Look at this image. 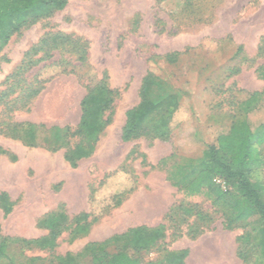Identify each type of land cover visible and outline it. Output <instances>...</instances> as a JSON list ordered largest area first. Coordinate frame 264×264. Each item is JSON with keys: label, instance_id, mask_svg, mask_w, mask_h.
<instances>
[{"label": "rangeland", "instance_id": "1", "mask_svg": "<svg viewBox=\"0 0 264 264\" xmlns=\"http://www.w3.org/2000/svg\"><path fill=\"white\" fill-rule=\"evenodd\" d=\"M66 2L63 11L13 36L0 54V148L7 152L0 156V193L12 205L6 215L0 209V238L46 237L45 221L62 213L67 229L53 249L14 248L24 264H100L103 252L114 253L124 243L111 238L140 226H163V239L149 251L128 250L139 264H161L164 251L180 250L188 251L184 264H264L262 225L251 211L240 217L238 208L245 205L229 185L216 183L228 191L221 200L204 189L186 197L172 185L189 181L208 147L233 124L247 122L254 139L264 129V95L251 98L264 92L257 72L264 67V50L259 55L264 0H224L213 11L209 0L193 9L184 0ZM194 17L203 22L192 24ZM56 35L86 45L93 74L98 79L106 72L109 87L120 93L95 152L75 168L63 160L62 150L29 148L6 134L14 124L76 126L86 85L78 77L87 70L75 49L51 50L49 58L40 53L33 68L15 76L24 54L43 37ZM237 46L249 63L232 62ZM170 53L179 54L173 64L164 59ZM149 70L157 79L153 96L173 95L180 103L170 138L124 143L125 112L138 104ZM38 75L47 80L25 103ZM257 149L264 158V145ZM250 179L264 189V166ZM131 181L133 192L111 209L112 198ZM260 196L264 201V190ZM184 209L192 215H184ZM81 213L97 221L72 239L68 224Z\"/></svg>", "mask_w": 264, "mask_h": 264}, {"label": "trees", "instance_id": "2", "mask_svg": "<svg viewBox=\"0 0 264 264\" xmlns=\"http://www.w3.org/2000/svg\"><path fill=\"white\" fill-rule=\"evenodd\" d=\"M161 0H159L160 2ZM186 8H199L203 0H184ZM224 0H209L211 11L216 9ZM66 0H0V54L8 45L11 38L22 31L34 26L40 21L50 18L66 7ZM200 17H194L192 24L202 23ZM259 55L264 50V42L261 41ZM71 46L78 54V61L86 69V73L78 77L79 81H85V94L79 103L80 117L76 126L50 127L33 124H14L12 128L7 126L12 138L20 141L29 148H43L49 152L63 151V160L71 167L84 159H88L95 152L101 135L112 123L114 103L119 97V92L109 87L108 76L103 72L100 78L93 74L86 63V45L68 36L43 37L36 46L27 51L20 63L15 76L22 75L26 70L35 66L33 58L40 53L47 58L51 50H60ZM179 54L170 53L164 59L173 64ZM232 62L240 61L249 63L250 60L243 54L241 46H237L231 57ZM40 59H38V62ZM56 68L61 67L53 63ZM235 69L233 74L237 73ZM259 77L264 81V67L257 69ZM46 78L38 75L35 77V88L24 97L25 103L36 98ZM157 79L149 70L141 81L138 91V104L125 112V120L121 129V141L128 143L140 138L149 141H167L172 132L173 118L180 108V103L173 95L155 98L153 89ZM262 93H254L251 98L263 96ZM74 144H71V141ZM264 145V129L257 139L247 122L233 124L226 134L217 136L213 145L209 146L204 154V159L191 179L184 183H173L175 187L182 188L186 197L196 196L204 189L216 200L224 198L228 191L216 184L221 181L230 186L240 197L245 206L238 208L240 217L254 213L262 225V241L260 243L264 253V201L261 199L262 190L250 179L251 174L264 166V158L258 152L257 146ZM0 156H7V152L0 148ZM125 172V171H123ZM124 174H127L126 172ZM130 181V180H129ZM122 193L115 195L111 209L118 207L134 190V183ZM11 203L5 193H0V209L6 215L10 213ZM190 209H184L183 214L192 215ZM97 219L89 220V215L81 213L74 217L68 224L72 239L85 235ZM67 218L64 214H54L45 221L48 235L39 239L25 240L18 238H0L1 264H24L22 253H16L15 247L22 249L40 248L53 249L61 232L67 229ZM66 226V227H64ZM1 232V227H0ZM163 239V226L148 228L140 226L129 229L120 236L111 238V241H123V245L114 253H102L98 259L100 264H139L130 258L128 250L133 252H145L152 250ZM165 259L161 264H184L188 255L187 250L164 251ZM239 253V257H241ZM152 264V263H147Z\"/></svg>", "mask_w": 264, "mask_h": 264}, {"label": "built area", "instance_id": "3", "mask_svg": "<svg viewBox=\"0 0 264 264\" xmlns=\"http://www.w3.org/2000/svg\"><path fill=\"white\" fill-rule=\"evenodd\" d=\"M216 183H219V181H216Z\"/></svg>", "mask_w": 264, "mask_h": 264}, {"label": "crops", "instance_id": "4", "mask_svg": "<svg viewBox=\"0 0 264 264\" xmlns=\"http://www.w3.org/2000/svg\"><path fill=\"white\" fill-rule=\"evenodd\" d=\"M78 121H79V119H78ZM78 123V122H77ZM77 125V124H76Z\"/></svg>", "mask_w": 264, "mask_h": 264}]
</instances>
